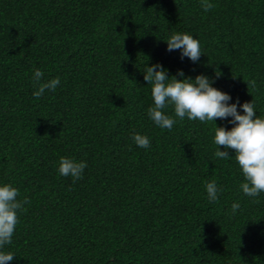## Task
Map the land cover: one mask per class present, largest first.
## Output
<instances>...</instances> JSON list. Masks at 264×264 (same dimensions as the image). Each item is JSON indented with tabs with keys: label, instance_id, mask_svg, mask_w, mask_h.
<instances>
[{
	"label": "trees",
	"instance_id": "obj_1",
	"mask_svg": "<svg viewBox=\"0 0 264 264\" xmlns=\"http://www.w3.org/2000/svg\"><path fill=\"white\" fill-rule=\"evenodd\" d=\"M211 3L0 0V182L28 198L6 264H264V193L239 189L232 149L214 156L215 122L169 130L147 115L143 70L156 62L169 76L207 74L264 115V0ZM174 31L199 39L198 61L166 50ZM35 68L61 84L34 97ZM65 155L87 161L82 179L58 173Z\"/></svg>",
	"mask_w": 264,
	"mask_h": 264
},
{
	"label": "clouds",
	"instance_id": "obj_2",
	"mask_svg": "<svg viewBox=\"0 0 264 264\" xmlns=\"http://www.w3.org/2000/svg\"><path fill=\"white\" fill-rule=\"evenodd\" d=\"M205 12L213 7L211 0H201ZM167 51L179 50L180 58L187 57L196 62L202 53L198 38L189 32L174 31L164 38ZM144 80L151 85L152 104L147 108L148 118L160 129H172L173 125L185 117L200 122L214 121L213 143L217 146L214 156L218 159L230 157L229 149L234 151V158L243 176L239 189L244 195L257 197L264 193V115H258L252 101L241 103L239 98L232 101L229 92L214 85V78L207 74H197L194 78L185 76L183 69L177 75L169 76L167 70L156 62L147 65ZM44 73L35 68L31 79L34 97H40L45 90L54 91L61 84L59 76L42 80ZM171 77V79H170ZM248 83V82H247ZM232 101V102H230ZM171 106L173 114L164 111ZM242 109V111L238 110ZM227 119L232 127L218 126L216 119ZM133 142L141 148L150 147V138L139 132L133 133ZM224 148L221 150L220 146ZM233 156V155H231ZM87 161L73 156L59 157L56 165L61 176L71 177L73 182L82 179ZM206 197L216 201L222 189L215 180L205 183ZM19 189L11 183L0 182V264L14 259L12 251L5 246L12 243L18 224V212L23 210L28 198L18 199ZM240 207L238 201L231 204V212Z\"/></svg>",
	"mask_w": 264,
	"mask_h": 264
}]
</instances>
